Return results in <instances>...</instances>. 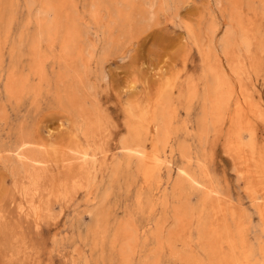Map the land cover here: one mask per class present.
<instances>
[{"label": "rangeland", "instance_id": "rangeland-1", "mask_svg": "<svg viewBox=\"0 0 264 264\" xmlns=\"http://www.w3.org/2000/svg\"><path fill=\"white\" fill-rule=\"evenodd\" d=\"M16 1L0 0V264H246V258L247 264H264L259 214L264 189L257 192L258 199L252 197L248 170L241 164L246 153L252 154L251 143L259 172L252 181L264 186L262 0H250L252 7L249 0H228L232 7L227 0H153L149 7L146 0ZM47 4L52 11L42 17ZM238 12L235 42L223 50L222 24ZM213 18L219 23L214 28ZM239 26L247 30L240 32ZM213 29L214 35L209 32ZM237 32L252 39H247L248 49ZM206 67L216 69L231 92L216 116L207 112L208 119L204 109L211 103L203 98L212 78ZM239 103L244 112L237 115ZM237 122L247 123L252 134L242 130L235 138ZM238 141L243 148L239 153L234 150ZM124 144H138L139 153ZM86 147L94 151L85 161L91 165V183L85 186L88 180H82L85 185L60 191L63 164L82 162L73 150ZM152 154L157 158L148 162L153 172L145 182L142 168L145 156ZM29 155L45 160L37 163L45 172L38 184L49 200L35 226L20 208ZM208 188L214 191L210 196L205 195Z\"/></svg>", "mask_w": 264, "mask_h": 264}, {"label": "bare ground", "instance_id": "bare-ground-1", "mask_svg": "<svg viewBox=\"0 0 264 264\" xmlns=\"http://www.w3.org/2000/svg\"><path fill=\"white\" fill-rule=\"evenodd\" d=\"M27 1V0H26ZM25 1V2H26ZM30 1V0H29ZM46 1V0H45ZM47 1H49V0H47ZM47 1H46V3H47ZM114 1V0H113ZM121 1H124V2H126V3H129V4H131L130 3V0H121ZM140 1V0H139ZM139 1H138V3H139ZM160 1V0H159ZM168 1V0H167ZM173 1V3H175L174 2V0H172ZM177 1H179V0H177ZM181 1V0H180ZM179 1V2H180ZM212 1H214V0H212ZM220 1V0H219ZM228 1V0H227ZM243 1V0H242ZM245 2V4H246V0H244ZM248 1V0H247ZM252 1V0H251ZM254 1V0H253ZM6 2V1H5ZM16 2H18V0L16 1ZM43 2H44V0H43ZM70 2V1H69ZM89 2V1H88ZM109 2V1H108ZM146 2H148V5H147V7H149V6H151L152 4H153V0H146ZM162 2H164L163 0H162ZM161 2V3H162ZM218 2V1H217ZM229 2V1H228ZM240 2V1H239ZM262 2L263 3H261V1H260V5H261V7L259 8L260 10H261V12H259V13H263L264 14V1L262 0ZM45 3V4H46ZM71 3V2H70ZM85 3V2H84ZM90 3H91V1H90ZM93 3H94V6H95V2L93 1ZM115 3H119V2H115ZM150 3V4H149ZM160 3V4H161ZM165 3V2H164ZM168 3V2H167ZM177 3V2H176ZM241 3V2H240ZM10 4H12L11 2H10ZM30 4H31V1H30ZM29 4V8H30V5ZM37 4V3H36ZM86 4V3H85ZM99 4V3H98ZM105 4V3H104ZM104 4H103V6H104ZM143 4H144V2H143ZM147 4V3H146ZM145 4V5H146ZM217 4H219V3H217ZM229 4L231 5V3L229 2ZM254 4V3H253ZM6 5H7V3H6ZM24 5H26L27 6V4L25 3ZM41 5H44V4H41ZM48 5V7L50 6L49 4H47ZM46 5V6H47ZM90 5V4H89ZM134 5V4H133ZM135 5H137V3L135 4ZM172 5H175V4H172ZM177 5H178V3H177ZM229 5V6H230ZM248 5H250V0H249V2H248ZM12 6V5H11ZM69 6V5H68ZM100 6V5H99ZM102 6V5H101ZM114 6V4L112 5V7ZM118 6V5H117ZM122 6V5H121ZM141 6V5H140ZM155 6V5H154ZM162 6V5H161ZM171 6V5H170ZM176 6V5H175ZM214 6V5H213ZM233 5H231V7H232ZM241 6V5H240ZM244 6V5H243ZM251 6V5H250ZM250 6L248 7V8H250ZM7 7V6H6ZM15 8H12V9H15V11L17 10L16 8V6H14ZM40 7V6H39ZM48 7H47V9H48ZM71 8H72V3H71V6H70ZM89 7V6H88ZM125 7V6H124ZM136 7V6H135ZM137 7H139V5L137 6ZM146 7V8H147ZM158 7H160V6H158ZM157 7V8H158ZM173 7V6H172ZM228 7V6H227ZM252 7V6H251ZM11 7H9V9H10ZM44 8V7H43ZM58 8V7H57ZM104 8V7H103ZM110 8V7H109ZM109 8H108V11H109ZM115 8V7H114ZM122 8V7H121ZM162 8V7H161ZM160 8V9H161ZM218 8H219V6H218ZM217 8V9H218ZM247 8V9H248ZM255 8V7H254ZM27 9V8H26ZM31 9V8H30ZM46 9V11L44 12L45 13V15L44 16H42V17H45L46 16V13L47 12H49V11H52V9H51V6H50V9L49 10H47ZM73 9H74V7H73ZM72 9V10H73ZM100 9V8H99ZM98 9V10H99ZM124 9V8H123ZM140 9V8H139ZM144 9V8H143ZM163 9V8H162ZM169 9V7L167 6V8H166V10H168ZM173 9V8H172ZM176 9H177V7H176ZM216 9V10H217ZM226 9V8H225ZM231 9V8H230ZM235 9H237V8H235ZM7 10H8V8H7ZM40 10H42V9H40ZM68 10L70 11V8H68ZM75 10V9H74ZM93 10V9H92ZM105 10V9H104ZM118 10H119V8H118ZM125 10V9H124ZM144 10H146V9H144ZM152 10V9H151ZM155 10V9H154ZM158 10H159V8H158ZM157 10V11H158ZM171 10V9H170ZM169 10V11H170ZM229 10V9H228ZM233 10V9H232ZM248 10H250V9H248ZM255 10H256V8H255ZM10 11V10H9ZM12 11V10H11ZM35 11V10H34ZM34 11H31L32 12V14H34L35 12ZM102 12H103V10H101ZM121 11V10H120ZM120 11H117V12H119L120 13V15L121 14H123L124 12H120ZM127 11V10H126ZM140 11H143L142 9H140ZM161 11H164V10H161ZM230 11V10H229ZM12 12H14V11H12ZM12 12H10L11 14H13ZM27 12H28V10H27ZM34 12V13H33ZM43 12V11H42ZM76 12V11H75ZM116 12V11H115ZM147 12V11H146ZM148 12H150V11H148ZM147 12V13H148ZM160 12V11H159ZM217 12V11H216ZM223 12H225V11H223ZM227 12V11H226ZM234 12V11H233ZM247 12V11H246ZM9 13V12H8ZM10 13H9V15H10ZM14 13H16V12H14ZM43 13V14H44ZM50 13H52V12H50ZM73 13V12H72ZM101 13V12H100ZM137 12H135V14H136ZM139 13V12H138ZM212 13V12H211ZM237 13V12H236ZM4 14V13H3ZM17 14V13H16ZM25 14H27V13H25ZM24 14V15H25ZM31 14V15H32ZM36 14V13H35ZM38 14V13H37ZM40 15H41V13H39ZM38 14V15H39ZM42 14V15H43ZM76 14V13H75ZM125 14V13H124ZM141 13H139V15H140ZM144 14V13H143ZM159 14H161V13H159ZM241 14H243V13H241ZM263 14H262V17H263ZM8 15V16H9ZM23 15V16H24ZM29 15V14H28ZM51 15V14H50ZM69 15V14H68ZM130 15H131V13H130ZM150 15V14H149ZM209 15L210 14H208V17H209ZM219 15H221V14H219ZM239 15V12H238V14L236 15V16H227V21L225 22V23H223L222 25H223V33H222V31L219 33V34H223L222 36L220 35V37H222L221 38V45H223V47L225 48V47H229V46H231V44H233V42H235V41H233V38L235 37V34H236V29H235V25H234V23H238V19L239 18H237V16ZM7 15H6V18L8 17ZM71 16V15H70ZM74 16V15H73ZM76 16V15H75ZM104 16V15H103ZM118 16V15H117ZM125 16V15H124ZM128 16V15H127ZM132 16V15H131ZM130 16V17H131ZM144 16V18L143 19H145V14L143 15ZM211 16V15H210ZM215 16V15H214ZM242 16V15H241ZM240 16V17H241ZM1 17H2V13H1ZM9 17H12L11 15L9 16ZM9 17H8V21H10L11 20V18H10V20H9ZM40 17V16H39ZM38 17V18H39ZM48 17H49V15H48ZM47 17V18H48ZM106 17V16H105ZM122 17V16H121ZM126 17V16H125ZM132 17H134V16H132ZM239 17V16H238ZM13 18V17H12ZM68 18H70V17H68ZM111 18V17H110ZM113 18V17H112ZM116 18V17H115ZM129 18V17H128ZM128 18L126 19L127 21H129L128 20ZM142 18V17H141ZM221 18V17H220ZM14 19V18H13ZM33 19V18H32ZM73 19V18H72ZM100 19H102V18H100ZM107 19H108V17H107ZM125 19V18H124ZM207 19V18H206ZM216 19V18H215ZM215 19L213 18V20H214V23H216V26H213V28L214 27H217V24H219V23H217V21H215ZM222 19V18H221ZM5 20V19H4ZM4 20H1V21H4ZM6 20V21H7ZM37 20V17L35 18V21ZM41 20V19H40ZM67 20H69V19H67ZM75 20V19H74ZM112 20V19H111ZM110 20V21H111ZM113 20H114V18H113ZM132 20V19H131ZM130 20V21H131ZM151 20H153V19H151ZM202 20V19H201ZM226 20V19H225ZM8 21L6 22V23H8ZM46 21H47V19H46ZM70 21V20H69ZM144 21V20H143ZM143 21H140V22H143ZM149 21H150V19H149ZM204 21H205V19H204ZM212 21V20H211ZM5 22V21H4ZM65 22V21H64ZM72 22H73V20H72ZM101 22V21H100ZM104 22V21H103ZM116 22V21H115ZM135 22V21H134ZM148 22V21H147ZM147 22H146V24H147ZM152 22V21H151ZM208 22V21H207ZM207 22H204V23H207ZM1 23V22H0ZM66 23V22H65ZM106 23V22H105ZM144 23V22H143ZM2 24H3V22H2ZM9 24V23H8ZM37 24V23H36ZM40 24V23H39ZM67 24H69V23H67ZM76 24V23H75ZM138 24V23H137ZM212 24H213V22H212ZM221 24V23H220ZM53 25H54V23H53ZM57 25V24H56ZM69 25H72V24H69ZM100 25V24H99ZM103 25V24H102ZM128 25V24H127ZM150 25V24H149ZM215 25V24H214ZM238 25H240V23L239 24H237V26ZM3 26V28H4V26L5 25H2ZM9 26V25H8ZM7 26V28H9ZM21 26V25H20ZM30 26H32V25H30ZM35 26V25H34ZM75 26V28H76V25H74ZM73 26V27H74ZM109 26H110V24H109ZM108 26V27H109ZM143 26H145V25H143ZM147 26V25H146ZM198 26H200V25H198ZM197 26V27H198ZM204 26V25H203ZM52 27H54V26H52ZM67 27H68V25H67ZM71 28H72V26H70ZM131 27V26H130ZM129 27V28H130ZM205 27H207V26H205ZM210 27V26H209ZM242 27V26H241ZM23 28V27H22ZM62 28V27H61ZM69 28V27H68ZM71 28H70V31H71ZM75 28L74 29H72L73 30V33L74 32H76L75 31ZM126 29H127V26L125 27ZM238 28V27H237ZM32 30H34L33 28H31ZM50 29H51V27H50ZM212 29V28H211ZM221 29V30H222ZM246 29V28H245ZM244 29V27H243V29H241V31H240V26H239V31L240 32H242V30H244V31H246ZM4 30H6V29H4ZM43 30H45V28L43 29ZM47 30H48V28H47ZM59 30V29H58ZM65 30L66 31H69V30H67L66 29V27H65ZM77 30V29H76ZM199 30H200V27H199ZM198 30V31H199ZM28 31V30H27ZM41 31V30H40ZM39 31V32H40ZM50 31V30H49ZM215 29H213V30H210L209 32H211V34H213V33H215ZM256 32L258 31V30H255ZM1 32V31H0ZM28 32H30V30L28 31ZM38 32V33H39ZM43 32V31H42ZM45 32H46V30H45ZM48 32V31H47ZM63 32H64V30H63ZM261 32V31H260ZM36 32H34V34H35ZM70 33H72V31L71 32H69V35H70ZM191 33V32H190ZM199 33H200V31H199ZM247 33V32H246ZM9 34V33H8ZM33 34V33H32ZM31 34V35H32ZM33 34V35H34ZM37 34V33H36ZM46 33H44V35H45ZM64 34V33H63ZM62 34V35H63ZM66 34V33H65ZM74 34H77V33H74ZM201 34V33H200ZM218 34V33H217ZM253 34H254V32H253ZM1 35V34H0ZM27 35H30V34H27ZM41 35V34H40ZM52 35V34H51ZM58 35H59V33H58ZM190 35V34H189ZM214 35V34H213ZM237 35H239L240 37H237V38H239V40H241V43H242V45L243 46H249L248 44H249V42L247 41V39H249V38H247L246 37V35H245V32H243V33H239L238 34V32H237ZM257 35V34H256ZM48 36H49V34H48ZM74 36V35H73ZM72 35H71V37H73ZM80 36H81V34H80ZM260 36V35H259ZM263 36V35H262ZM31 37V36H30ZM45 37V36H44ZM198 37V36H197ZM196 37V38H197ZM214 37V36H213ZM217 37V36H216ZM219 37V36H218ZM252 37V36H251ZM8 38H10V37H8ZM7 38V39H8ZM29 38V37H28ZM28 38H26L27 40H28V42H30L29 40L30 39H28ZM66 38H67V36H66ZM76 38H79V37H76ZM81 38V37H80ZM79 38V39H80ZM195 38V37H194ZM195 38V39H196ZM208 38H210V39H212L211 37H208ZM12 39V38H11ZM10 39V40H11ZM69 39V38H68ZM78 39V40H79ZM201 39V38H200ZM199 39V40H200ZM203 39V38H202ZM216 39H218V38H216ZM264 39V38H263ZM9 40V39H8ZM37 41L39 40L38 38L36 39ZM42 40V39H41ZM49 40V39H48ZM63 40H64V38H63ZM83 40V39H82ZM252 39L250 38V41H251ZM262 40V39H261ZM15 41H17V40H15ZM26 41V40H25ZM40 41V40H39ZM57 41H59V40H57ZM66 41H67V39H66ZM71 41V40H70ZM80 41V44H81V40H79ZM213 41V40H212ZM20 42V41H19ZM73 42H74V40H73ZM77 41H76V39H75V43H76ZM200 42V41H199ZM248 42V43H247ZM260 42V41H259ZM264 42V41H263ZM59 43V42H58ZM218 43V42H217ZM237 43V42H236ZM251 43V42H250ZM10 44H11V41H10ZM13 44V43H12ZM17 44H18V42H17ZM37 44V43H36ZM65 44H68V42H65ZM64 44V42H63V44L62 45H65ZM74 44V43H73ZM212 44V43H211ZM220 44V43H219ZM235 44V43H234ZM18 45H20V44H18ZM264 45V44H263ZM263 45H261V47L263 46ZM37 46H38V44H37ZM76 46V45H75ZM74 45H73V47H75ZM217 46H219L220 47V45H217ZM34 48H36V46L34 45L33 46ZM62 47V46H61ZM67 47L69 48L70 47V45L68 44L67 45ZM72 47V46H71ZM81 47V46H80ZM222 47V48H223ZM255 47H256V45H255ZM259 48V49H262V48ZM66 48V47H65ZM68 48H66V49H68ZM218 48V47H217ZM223 48V50H226L227 48H225L224 49ZM235 48V47H234ZM236 48H238V47H236ZM243 48V47H242ZM247 48V47H246ZM74 49V48H73ZM216 49V48H215ZM248 49V48H247ZM17 50V49H16ZM36 50V49H35ZM69 50V49H68ZM237 50V49H236ZM258 50V49H257ZM37 51V50H36ZM73 51V50H72ZM82 51V50H81ZM104 51V50H103ZM210 51V50H209ZM219 51V50H218ZM222 51V50H221ZM239 51V50H238ZM263 51V50H262ZM19 51L17 50V53H18ZM32 52V51H31ZM64 53H68L69 51H63ZM240 52V51H239ZM248 52V51H247ZM246 52V53H247ZM33 53V52H32ZM35 53H37V52H35ZM222 53V52H221ZM227 53V52H226ZM31 54V53H30ZM69 54V53H68ZM211 54V52L209 53V55ZM67 55V54H66ZM70 55V54H69ZM73 55H74V52H73ZM77 55H78V53H77ZM222 55V54H221ZM220 55V56H221ZM35 56H36V54H35ZM239 56H240V54H239ZM18 57H20V55H18ZM37 57V56H36ZM76 57V56H75ZM33 58V57H32ZM13 59V58H12ZM77 59H78V57H77ZM240 59H243V58H240ZM72 60V59H71ZM16 61V60H15ZM17 61H18V59H17ZM33 61V60H32ZM31 61V62H32ZM13 62H14V60L12 61V63H11V65L13 64ZM72 62V61H71ZM74 62V61H73ZM240 62V61H239ZM239 62H237V63H239ZM242 62V61H241ZM241 62H240V64H241ZM239 65V64H238ZM13 66V65H12ZM12 66H11V69H13L12 68ZM73 66V65H72ZM241 66V65H240ZM225 67V66H224ZM208 68H209V72H210V76H211V80H210V85L212 84V86L210 87V88H208V90H206V94H205V96H204V102H209L210 101V103H211V106L208 108V110L206 109H204V113H205V117L207 118V116H206V114H207V112L208 111H210V115H215L216 116V114L217 113H219L220 112V109H222L221 107H222V105L224 104V102H225V99L226 100H228L229 98H230V96H231V92H230V90H229V88L228 87H224L222 84H223V82H222V80H221V77H220V74H219V72L216 70V69H214V68H210V67H206V69L208 70ZM10 69V68H9ZM8 69V70H9ZM16 69H17V67H16ZM72 69V68H71ZM76 69V68H75ZM226 69V68H225ZM70 71H72V70H70ZM70 71H69V74H70ZM8 72V71H7ZM208 72V73H209ZM234 72L235 73H238L239 72V70L238 69H235L234 70ZM241 74H243L242 73V71L240 72ZM245 73V72H244ZM247 73V72H246ZM251 73V72H250ZM68 74V75H69ZM75 74V73H74ZM248 74V73H247ZM252 74V73H251ZM224 75H226V74H224ZM17 76V75H16ZM72 76H74V75H72ZM79 76V75H78ZM206 77V76H205ZM245 78V77H244ZM248 78V77H247ZM79 79V78H78ZM14 80V79H13ZM17 80V79H16ZM15 81V80H14ZM231 81V80H230ZM232 82V81H231ZM53 83V82H52ZM208 83V82H207ZM18 84V83H17ZM209 84V83H208ZM207 84V85H208ZM72 85V84H71ZM210 85H208V86H210ZM249 85V84H248ZM70 86V85H69ZM251 86V85H250ZM71 87V86H70ZM165 87H166V85H165ZM164 87V88H165ZM169 87V86H168ZM234 87V86H233ZM69 88V87H68ZM74 88V86L72 87V89ZM14 89V87L12 88V90ZM70 89V88H69ZM252 89V88H251ZM248 90V89H247ZM250 90V89H249ZM62 91V90H61ZM73 91H74V89H73ZM167 91H169L168 89H167ZM166 90L164 91L165 93L167 92ZM205 92V91H204ZM76 93H78V92H76ZM233 94H234V92H232ZM161 94H163V93H161ZM160 94V95H161ZM167 95H169V93H166ZM165 94V95H166ZM59 95H61V92H60V94ZM74 95H75V92H74ZM159 95V96H160ZM165 95H163V98H164V96ZM166 95V97L165 98H169V96H167ZM235 95V94H234ZM63 96V95H62ZM162 96V95H161ZM233 97V96H232ZM63 98H64V96H63ZM10 99H12V98H10ZM231 99V98H230ZM245 99H246V96H244L243 95V100H242V102H244L245 101ZM13 100V99H12ZM21 100V99H20ZM60 100V99H59ZM162 101L164 100V99H161ZM165 100H167V99H165ZM65 101H66V98H65ZM64 101V102H65ZM168 101V100H167ZM202 102V101H201ZM241 102V101H240ZM68 103H69V101H68ZM84 103V102H83ZM147 103V102H146ZM167 103H169V102H167ZM230 106H231V100H230ZM148 104V103H147ZM205 104V103H204ZM242 103H239V104H237V107H236V109H235V114H240V113H242V112H244V110H243V108H242V105H241ZM132 105V104H131ZM145 105V104H144ZM143 105V106H144ZM84 106V105H83ZM140 106V105H139ZM133 107V106H132ZM148 107V106H147ZM208 107V106H207ZM147 108H145V110H146ZM94 110V109H93ZM73 111V110H72ZM147 111V110H146ZM74 113V112H73ZM94 113V112H93ZM144 114H145V111H144ZM228 114V113H227ZM76 115V114H75ZM95 115H97V114H95ZM146 115V114H145ZM159 116H160V114H158ZM77 116V115H76ZM78 117V116H77ZM251 117V116H250ZM251 118H253V117H251ZM208 119V118H207ZM77 120V119H76ZM95 120H96V117H95ZM169 120V119H168ZM254 120V119H253ZM207 121V120H206ZM205 121V122H206ZM212 121V120H211ZM73 122H75V121H73ZM79 122H80V120H79ZM200 122L201 123H203L204 122V118H202L201 120H200ZM162 123V122H161ZM212 123V122H211ZM152 124V123H151ZM207 124V123H206ZM214 124V123H213ZM202 126H204V124H201ZM98 126H99V123L98 122H92V127H94V128H98ZM197 126V125H196ZM81 126H79V128H80ZM106 127V126H105ZM104 127V128H105ZM200 127V126H199ZM151 128H154V127H151ZM206 128V127H205ZM106 129V128H105ZM197 129H198V127H197ZM204 129V128H203ZM107 130V129H106ZM169 130V129H168ZM242 130H246V131H249L250 132V134H252V131H251V128L249 127V125L247 124V123H244V122H237L236 124L234 123L233 124V136L235 137V138H239L240 137V132L242 131ZM78 131H79V129H78ZM153 131V130H152ZM206 131H207V129H206ZM73 132V131H72ZM127 133V132H126ZM71 134H74V132L73 133H71ZM205 134V133H204ZM243 134V133H242ZM203 135V134H202ZM147 136V135H146ZM152 138V137H151ZM121 139V138H120ZM119 139V140H120ZM150 139V138H149ZM203 139V138H202ZM158 140V139H157ZM124 141V140H123ZM133 141V140H132ZM161 141V140H160ZM237 141V140H236ZM84 142V141H83ZM119 142V141H118ZM129 142H131L130 140H129ZM202 142V141H201ZM23 143H25V142H23ZM122 143V142H121ZM120 143V144H121ZM124 143V142H123ZM157 143H158V141H157ZM183 144V143H182ZM232 144V143H231ZM85 145V144H84ZM241 145H242V143L240 142V141H238L237 143H236V148H235V146H234V150L236 151V152H240L243 148L241 147ZM89 146V145H88ZM93 146V145H92ZM137 146H138V144H135L134 146H129V145H122V147H124V149H127V150H129V151H132V152H134L135 154L136 153H139V148H137ZM200 146H201V144H200ZM15 147V146H14ZM94 147H96V145L94 146ZM248 147L251 149V152H252V154H249V153H246L244 156H243V158H242V162H241V164H242V166H244V167H247V176L250 178V180H251V187H250V193H251V195H252V197H254L255 199H258V197H257V192H259V193H262L263 192V189H264V186L262 185V183L260 184L259 182H253L252 181V179H256L257 178V176L259 175V172L257 171L258 170V159H256V157L253 155V145H251V143H249L248 144ZM123 149V148H122ZM188 149V148H187ZM18 150V149H17ZM118 150V149H117ZM38 151V150H37ZM74 151V157L76 156V158H78L79 160H81L82 162H75V161H69V162H65L64 164H63V166H62V169L60 170V173H59V175L58 176H60L59 178V188L58 189H60V191H62V192H64V193H66L67 191H71V190H73V189H76V187L80 184H82L83 182H82V180H88L89 178H90V173H91V165L89 166L88 164H85L86 162L85 161H88L90 158H92V156L94 155V151L93 150H91L90 149V147H86V148H83V149H76V150H73ZM180 152V151H179ZM243 152V151H242ZM21 152H19V154H20ZM125 153H127V152H125ZM133 153V154H134ZM15 154V153H14ZM129 154V153H128ZM133 154L131 155V157L133 156ZM22 155V154H21ZM25 157V156H24ZM136 157V156H135ZM4 158V157H3ZM89 158V159H88ZM116 158H117V156H116ZM137 159H138V157H136ZM157 158V156L155 155V154H152V155H147V156H145V159H146V162H145V165L143 166V170H142V174H143V179L145 180V182H147L148 180H149V178H150V175H151V173L153 172V166L151 167L150 165H149V161H155L154 159H156ZM26 159L28 160H25L26 161V163H27V165H28V167L25 169L26 170V173H27V182H25L26 183V185L25 186H23V187H21V194H19V195H22L23 197V203H21L22 205H20V208H22L23 207V211H24V214H25V216L26 215H28V216H30L31 218H32V221L34 222V226H35V224H38L39 223V220H40V217L44 214V212H47V205L49 204V200H48V198H46V197H44L43 198V196H41V189L42 188H40V186L41 185H39L38 184V182L39 181H41V178L44 176L43 174L45 173L44 171H42L41 169H40V167L38 166L39 165V163H43L45 160L44 159H40V158H35L34 156H27L26 157ZM64 158H62V160H63ZM136 159V160H137ZM20 160V159H19ZM91 160V159H90ZM135 160V159H134ZM6 162H8V161H6ZM20 162V161H19ZM133 162V161H132ZM263 162H264V160H263ZM3 163V162H2ZM11 163V162H10ZM9 163V164H10ZM37 163H38V165H37ZM130 163V162H129ZM134 164H135V162H133ZM166 163V162H165ZM17 164H19V163H17ZM134 164H133V166H134ZM169 164V163H168ZM22 165V164H21ZM4 166H6L5 164H4ZM19 166H20V164H19ZM18 166V167H19ZM136 166V165H135ZM11 167V166H10ZM20 167H22V166H20ZM30 167V168H29ZM114 167H116V166H114ZM113 167V168H114ZM176 167V166H175ZM126 168V167H125ZM18 169V168H17ZM131 169H132V167H131ZM134 169V168H133ZM177 169V168H176ZM19 170V169H18ZM114 170V169H113ZM112 170V171H113ZM182 170V169H181ZM177 171H178V169H177ZM183 171V170H182ZM134 172V171H133ZM108 173H110V172H108ZM125 173V172H124ZM131 173H132V171H131ZM130 173V171H129V176L130 175H132ZM178 173V172H177ZM181 173V172H180ZM62 174V175H61ZM112 174V173H111ZM134 174V173H133ZM179 174V173H178ZM93 175V174H92ZM92 175H91V177H92ZM126 175V174H125ZM237 175H238V173H237ZM110 176L111 175H109V178H110ZM126 177V176H125ZM125 177H124V180H125ZM185 177H186V174H185ZM188 177V176H187ZM186 177V178H187ZM93 178V177H92ZM121 178H123V176L121 177ZM185 178V179H186ZM190 179H191V177H189ZM25 179V178H24ZM43 179V178H42ZM238 179V178H237ZM91 180V179H90ZM90 180H88V184H84L83 183V185H85V186H88L89 185V183H91L90 182ZM117 179H115V181H116ZM183 180V179H182ZM193 181H195L194 179H192ZM191 180V181H192ZM47 181V180H46ZM93 181V180H92ZM187 181V180H186ZM120 182V181H119ZM122 182V181H121ZM86 183V182H85ZM178 183V182H177ZM197 182L195 181L194 182V184H196ZM199 183V182H198ZM185 184H187L186 182H185ZM19 185H20V183H19ZM18 185V186H19ZM80 185H79V187H80ZM81 186V187H84V186ZM178 185V184H177ZM182 185H184V184H182ZM119 186V185H118ZM126 186H128V185H126ZM176 186V185H175ZM194 186V185H193ZM195 186H197V184L195 185ZM194 186V187H195ZM45 187V186H44ZM178 187V186H177ZM182 187H185V186H182ZM186 187H188V186H186ZM220 187V186H219ZM47 188V187H46ZM45 188V189H46ZM128 188V187H127ZM176 188V187H175ZM197 188V187H196ZM97 189H98V187H97ZM96 189V190H97ZM107 189H109V188H107ZM177 189V188H176ZM180 189H183V188H180ZM195 189V188H194ZM244 189H246V188H244ZM20 190V189H19ZM79 190V189H78ZM178 190H179V187H178ZM184 190V189H183ZM109 191V190H108ZM157 191V190H156ZM187 191H188V189H187ZM97 192H98V190H97ZM100 192V191H99ZM104 192H106V191H104ZM176 192V191H175ZM178 192V191H177ZM214 193V191L212 190V189H210V188H208V190L206 191V196H210V194L211 193ZM68 193H70V192H68ZM67 193V194H68ZM74 192L72 191V194H73ZM76 193V192H75ZM101 193V192H100ZM99 193V194H100ZM108 193V192H107ZM106 193V194H107ZM182 193V192H181ZM180 193V194H181ZM77 194V193H76ZM96 194V193H95ZM176 194V193H175ZM104 195H105V193H104ZM103 195V196H104ZM146 196V195H145ZM182 196H183V194H182ZM182 196H180V197H182ZM21 197V196H20ZM69 197V196H68ZM72 197V196H71ZM147 197V196H146ZM98 198H100V197H98ZM103 198H105V196L103 197ZM99 200V199H98ZM230 200V199H229ZM262 200V199H261ZM101 201V200H100ZM99 201V202H100ZM98 202V201H97ZM103 202V201H102ZM182 202V201H181ZM19 203H20V201H19ZM200 203V202H199ZM93 204V203H92ZM235 204H236V202H235ZM257 205V204H256ZM200 207V206H199ZM258 207V206H257ZM106 209H107V207H105ZM260 208V211H259V214H260V216H261V218H262V221H263V223H264V201H263V203H262V205H261V207H259ZM81 209V208H80ZM102 210V209H101ZM188 211V210H187ZM100 212H102L103 213V210L102 211H100ZM106 211H104V213H105ZM18 213V212H17ZM98 213V212H97ZM96 213V215H97V217H98V215L99 214H97ZM188 213V212H187ZM50 214H52V213H50ZM20 215V214H19ZM101 215V214H100ZM103 215V214H102ZM138 215V214H137ZM104 216L106 217V215L104 214ZM141 217V216H140ZM149 217H151V216H149ZM139 219V218H138ZM137 219V220H138ZM37 221H38V223H37ZM106 221V220H105ZM89 222V221H88ZM87 222V223H88ZM142 222V221H141ZM84 223V222H83ZM172 223H174V222H172ZM237 223V222H236ZM112 224V223H111ZM178 224V223H177ZM123 225H125V223L123 224ZM180 225V224H179ZM71 226V225H70ZM115 226V225H114ZM174 226V225H173ZM82 227V226H81ZM117 227V226H116ZM180 227V226H179ZM36 228V227H35ZM71 228V227H70ZM136 228H138V227H136ZM71 229H73V228H71ZM81 229V228H80ZM171 229H173V227L171 228ZM175 229V228H174ZM82 231V230H81ZM115 231H116V229H115ZM135 231V230H134ZM114 232V231H113ZM137 232H138V230H137ZM175 232V231H174ZM135 233V232H134ZM132 234V235H135V234ZM114 234V236H115V233H113ZM175 234H176V232H175ZM136 236V235H135ZM205 236V235H204ZM203 236V237H204ZM67 237V236H66ZM69 237V236H68ZM207 237V236H206ZM114 238V237H113ZM53 239V238H52ZM67 239V238H66ZM74 239V238H73ZM72 239V240H73ZM142 239V238H141ZM207 239V238H206ZM53 241V240H52ZM71 241V240H70ZM74 241V240H73ZM72 241V242H73ZM115 241V240H114ZM113 241V242H114ZM237 241V240H236ZM55 242H56V240H55ZM69 242V241H68ZM134 242V241H133ZM147 243H148V241H147ZM144 245V244H143ZM184 247V246H183ZM130 248V247H129ZM252 248V247H251ZM142 249V248H141ZM140 249V250H141ZM256 249V248H255ZM130 250H132L131 248H130ZM159 250V249H158ZM185 250V249H184ZM217 250H219V248L217 249ZM51 251V250H50ZM254 251H256V250H253L252 252L253 253H255ZM126 252V251H125ZM200 252H202V251H200ZM127 253V252H126ZM131 253V252H130ZM156 253H157V251H156ZM203 253V252H202ZM128 254V253H127ZM126 254V255H127ZM204 254V253H203ZM223 254V253H222ZM221 253L219 254V255H222ZM123 255V254H122ZM132 255V254H131ZM184 255V254H183ZM204 256V255H203ZM124 258V257H123ZM151 258H152V256H151ZM244 258H246V255H244ZM143 259V258H142ZM153 259H154V257H153ZM204 260V259H203ZM124 261H125V259H124ZM154 261V260H153ZM245 263L247 264V258L245 259ZM210 262V261H209ZM208 262V263H209ZM124 263V262H123ZM123 263H121V264H123ZM75 264V263H74ZM150 264V263H149Z\"/></svg>", "mask_w": 264, "mask_h": 264}]
</instances>
